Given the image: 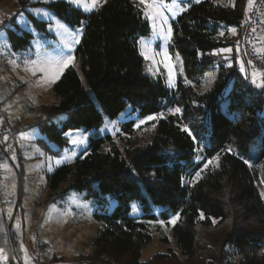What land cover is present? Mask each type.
<instances>
[{
    "label": "trees",
    "instance_id": "1",
    "mask_svg": "<svg viewBox=\"0 0 264 264\" xmlns=\"http://www.w3.org/2000/svg\"><path fill=\"white\" fill-rule=\"evenodd\" d=\"M28 1L17 3L25 6ZM248 3L203 0L185 7L172 23L170 53L182 58L186 72L174 90L143 74L138 40L150 28L137 1L105 0L90 14L65 2L50 5L68 24L84 23L75 55L88 89L73 68L54 84V102L42 106L45 118L35 124L49 140L63 147L67 131L100 126L102 112L115 119L128 107L140 117L180 110L156 121L147 139H141L132 123L125 124L123 149L110 136L92 139L84 156L48 176L46 205L73 191L86 192L99 203L96 218L104 228L80 262L264 264V90L240 70L237 52ZM8 39L19 51L30 45L32 35L10 30ZM229 48L230 53L224 51ZM218 54L230 57L218 61ZM213 71L215 79L204 89ZM198 149L206 161L219 157L218 166L189 184L184 168L194 165ZM107 196L116 201L112 212ZM133 203L143 214L141 220L131 217ZM153 207L161 208L160 218L169 226L178 253L156 254L142 262V250L152 242L150 223L157 218ZM172 216L175 223L169 224Z\"/></svg>",
    "mask_w": 264,
    "mask_h": 264
},
{
    "label": "rangeland",
    "instance_id": "2",
    "mask_svg": "<svg viewBox=\"0 0 264 264\" xmlns=\"http://www.w3.org/2000/svg\"><path fill=\"white\" fill-rule=\"evenodd\" d=\"M105 0H102V3ZM138 2V0H135ZM203 0H199L201 2ZM18 0L0 1V102L6 110L7 115L15 127L21 128L16 137V155L13 157L15 166L5 176V184L17 188L18 181L21 182L22 195L18 205L17 215H13L7 221V227L0 215V264H25V249L30 259V264H93L82 261V257L90 253L92 243L97 235L103 230V223L96 218L100 206L96 198H87L86 192H70L61 201L46 205L49 196L48 176L56 169L74 162L85 155L92 139L97 137H112L113 142L123 149L122 137H124L123 126L132 123L139 131L141 139H147L156 121L165 118L168 114L176 113L177 108H168L159 115H150L156 119L148 120L140 117L128 107L121 115L111 119L102 112L103 121L98 127L86 129L84 127L71 129L65 133L66 144L61 147L49 140L43 134L36 123L44 120L45 108L42 106L52 105L54 95L52 92L54 84L61 78L64 72L73 68L76 70L85 87L88 89L86 80L81 72L76 59V50L82 40L84 23L81 26H72L65 22L56 12L50 8L53 3L65 2L79 9L84 14H90L96 9L86 12L82 7L69 2V0H29L25 6H18ZM171 2V0H166ZM181 7L196 0H178ZM183 10V11H184ZM180 11L173 16H168L171 26L176 18L183 12ZM40 14H37V13ZM47 13V15H43ZM145 17V16H144ZM149 23V33L138 40L141 54L142 44L151 49L155 55L156 64L144 59V76L150 80L162 79L168 89L174 90L177 78L184 76L185 65L180 56L170 53L171 38L166 40L163 36H155L152 30V22L145 17ZM59 24L64 28L58 27ZM41 23H45L43 27ZM68 31L65 32L64 29ZM19 33L28 32L32 35L30 45L24 49L15 51L8 39L9 31ZM79 38V43L75 38ZM73 58L70 64L54 83L49 82L44 73L30 70L34 67L33 62L42 63L48 57ZM230 56L218 54V61L227 62ZM171 63L174 80L169 76V70L165 64ZM250 65V64H249ZM153 68L155 74L149 71ZM216 72L209 73L204 82V89L208 88L215 79ZM98 108H100L98 106ZM178 113V112H177ZM65 119V115L60 117ZM139 125V127H137ZM73 140H84V143H72ZM109 144L103 148L107 150ZM59 161L60 163H57ZM213 161V164H209ZM194 165L185 167L186 183L192 184L199 180L203 171L214 167L215 160H205L202 149L196 151ZM199 164V167L197 165ZM14 169V170H13ZM17 172V173H16ZM197 175L199 178H197ZM7 177V179H6ZM264 199V187L260 190ZM108 199V210L116 206V201L110 196ZM11 206H17V196L11 202ZM153 214L157 217L150 223L152 242L142 250L141 261L147 262L156 254L178 253L175 240L169 226L160 218V207H153ZM137 203L132 204L131 217L142 218ZM176 217L172 216L169 224H173ZM17 224L20 225L17 228ZM220 228L217 235L222 233ZM166 238L163 242L161 238ZM239 261V258H235ZM79 262V263H78ZM154 264H169L168 261H156ZM171 264H179L173 262Z\"/></svg>",
    "mask_w": 264,
    "mask_h": 264
},
{
    "label": "snow or ice",
    "instance_id": "3",
    "mask_svg": "<svg viewBox=\"0 0 264 264\" xmlns=\"http://www.w3.org/2000/svg\"><path fill=\"white\" fill-rule=\"evenodd\" d=\"M70 3L75 4L78 7H82L84 11L90 12L102 4V0H69ZM196 2H199V0H196ZM253 0H249V8H252ZM138 7H142V11L144 16L149 19L152 22V30L153 34L155 36H163L166 40L171 38V26L168 23V16L165 14V12L171 13L173 16L177 15L180 11H183L184 9L181 7V4L178 2V0H171V2H166V0H138ZM37 14H40L39 12ZM43 15H47V13H43ZM58 27L64 28V25L59 24ZM65 32L68 30L65 28ZM255 31V29H253ZM233 34L236 33V29H232ZM264 40V38H261ZM75 42L79 43V38H75ZM142 44V50L141 55L144 56L146 60H150L153 62V64H156L157 61L155 60V55L151 49H149L145 44L144 41L141 40ZM225 52H231L232 49H225ZM257 54H264V48L256 49ZM73 62V58L71 56L65 58L63 56L60 57H48L46 60H44L42 63L33 62L34 67L30 70L33 71V74H35L36 71H40L41 73H44V75L47 77L49 82H55L60 78V76L63 74L64 70ZM249 64H251V61H248ZM165 67L169 70V76L172 78L170 80V83L174 80V74L172 72V66L171 63L165 64ZM240 70L242 72L245 70V64L243 61L240 63ZM149 71L155 74L152 67H149ZM251 82L256 85L258 88H264V71L255 69V66H253V71L250 74ZM177 112H179V109H176ZM148 120L156 119V117L149 116L147 118ZM139 127V125H137ZM186 130V129H185ZM84 140H73L72 143H84ZM219 157H216L215 164L218 166ZM57 163H60L57 161ZM209 164H213V161H209ZM0 167L4 168L5 170L8 169V165L6 163L0 164ZM197 178L199 176L197 175ZM7 179V177H6ZM178 219V217H177ZM172 223H175V221H172ZM20 225L17 224V228H19ZM25 264H30V259L27 256V250L25 249Z\"/></svg>",
    "mask_w": 264,
    "mask_h": 264
},
{
    "label": "built area",
    "instance_id": "4",
    "mask_svg": "<svg viewBox=\"0 0 264 264\" xmlns=\"http://www.w3.org/2000/svg\"><path fill=\"white\" fill-rule=\"evenodd\" d=\"M264 13V0H253L252 8H247L243 21L239 47L244 53L247 61H251L250 67L264 71V54H257L256 43L257 33L262 25ZM255 29V31H253ZM22 131L10 123L6 110L0 102V164H4L6 159L16 154V135ZM6 171L0 167V215L7 227L8 219L13 215L11 202L15 200L17 192L15 187L5 184Z\"/></svg>",
    "mask_w": 264,
    "mask_h": 264
},
{
    "label": "crops",
    "instance_id": "5",
    "mask_svg": "<svg viewBox=\"0 0 264 264\" xmlns=\"http://www.w3.org/2000/svg\"><path fill=\"white\" fill-rule=\"evenodd\" d=\"M248 7H249V3H248ZM261 38H264V13H263V16H262V25H261V27H260V29H259V31H258V33H257V43H256V49H259V48H264V40H262ZM238 41V40H237ZM237 52H238V54H239V65H240V63H241V61H243L244 62V64H245V70L246 71H244V72H246V73H248L249 74V77H250V74H251V72L253 71V69L250 67V65H249V63H248V61H247V59H246V57H245V55H244V53L242 52V50L240 49V47H239V44L237 45ZM250 80H251V78H250ZM251 84H253L252 82H251ZM254 85V84H253ZM254 86H256V85H254ZM257 87V86H256ZM259 89H263L264 90V88H259ZM13 126H15L12 122H10ZM17 153V152H16ZM16 154H14V155H12V156H10V157H8L7 159H6V161H5V163L8 165V169L7 170H5L6 171V173H7V175H9L8 174V172H10L11 170H12V168H13V166H15V164H14V161H13V157L15 156ZM14 170V169H13ZM18 186H20V184L18 183V185H17V188H18ZM17 200H18V197H17ZM11 208L13 209V211H14V213H13V216L15 215L16 216V211H17V206L15 207V208H13L12 206H11Z\"/></svg>",
    "mask_w": 264,
    "mask_h": 264
},
{
    "label": "water",
    "instance_id": "6",
    "mask_svg": "<svg viewBox=\"0 0 264 264\" xmlns=\"http://www.w3.org/2000/svg\"><path fill=\"white\" fill-rule=\"evenodd\" d=\"M17 173V172H16ZM18 183L20 184V180L18 181ZM16 192H17V197H18V200H17V204L19 203V186L18 188H16ZM16 214V213H15ZM15 217V215L13 216V218Z\"/></svg>",
    "mask_w": 264,
    "mask_h": 264
}]
</instances>
